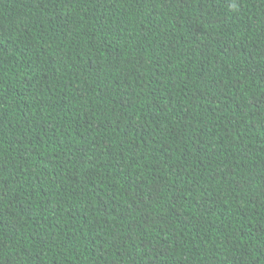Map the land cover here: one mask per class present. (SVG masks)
Instances as JSON below:
<instances>
[{"label": "trees", "instance_id": "obj_1", "mask_svg": "<svg viewBox=\"0 0 264 264\" xmlns=\"http://www.w3.org/2000/svg\"><path fill=\"white\" fill-rule=\"evenodd\" d=\"M0 264H264V0H0Z\"/></svg>", "mask_w": 264, "mask_h": 264}]
</instances>
